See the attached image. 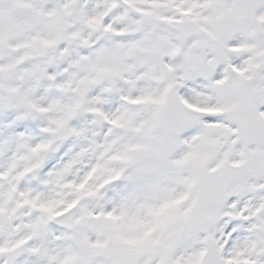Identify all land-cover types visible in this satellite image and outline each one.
<instances>
[{
  "label": "snow or ice",
  "instance_id": "6c2138e0",
  "mask_svg": "<svg viewBox=\"0 0 264 264\" xmlns=\"http://www.w3.org/2000/svg\"><path fill=\"white\" fill-rule=\"evenodd\" d=\"M0 264H264V0H0Z\"/></svg>",
  "mask_w": 264,
  "mask_h": 264
}]
</instances>
